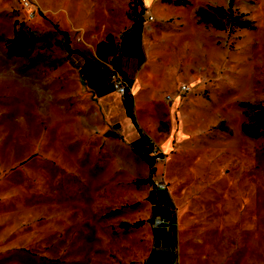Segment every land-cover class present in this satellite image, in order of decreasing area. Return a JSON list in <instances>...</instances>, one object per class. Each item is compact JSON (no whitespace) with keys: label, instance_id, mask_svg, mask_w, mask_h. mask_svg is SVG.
Segmentation results:
<instances>
[{"label":"rangeland","instance_id":"obj_1","mask_svg":"<svg viewBox=\"0 0 264 264\" xmlns=\"http://www.w3.org/2000/svg\"><path fill=\"white\" fill-rule=\"evenodd\" d=\"M26 1L0 0V264H153L159 200L176 224L158 228L167 264H264V0ZM129 18L155 60L175 49L184 72L191 52L198 73L171 149L148 138L147 183L63 46L91 49Z\"/></svg>","mask_w":264,"mask_h":264},{"label":"crops","instance_id":"obj_2","mask_svg":"<svg viewBox=\"0 0 264 264\" xmlns=\"http://www.w3.org/2000/svg\"><path fill=\"white\" fill-rule=\"evenodd\" d=\"M129 2L130 0H125L123 3ZM123 8L124 5L120 7ZM109 10L111 11V8ZM113 25H125V28L119 35L117 28H111L107 34L93 41L91 49L84 51L76 46L69 48L67 62L81 77L85 87L93 93L99 104V117L111 122V133L126 138L132 152L138 156L145 168L147 178L148 167L137 154L145 147L142 137L147 140L150 138L162 153L171 149V139L180 135L175 118L183 116L179 90L183 82L187 87L195 84L198 76L197 66L192 65L190 52L186 56V71L183 72L181 55L175 49L159 48L155 60V56L148 53L146 47L144 21L138 18L120 19L114 21ZM119 42L124 46L129 44L127 55L118 53ZM113 71H119L131 80L127 94L132 99V118L125 113L124 97L116 94L109 82ZM156 203L155 201L150 204L147 224H150L153 217L164 212L162 205ZM151 232L153 239L147 252L146 263L153 261V264H167V238L164 233L161 234V229L151 228ZM155 240L159 242L157 246H153ZM160 253L162 256L154 258Z\"/></svg>","mask_w":264,"mask_h":264},{"label":"built area","instance_id":"obj_3","mask_svg":"<svg viewBox=\"0 0 264 264\" xmlns=\"http://www.w3.org/2000/svg\"><path fill=\"white\" fill-rule=\"evenodd\" d=\"M23 5L28 6V2L26 0H23ZM109 82L112 86L113 91L118 95L123 96L124 93L129 89L127 83L122 79V77L116 71H113L110 74ZM180 89L185 90V87H181ZM150 152H153L152 155L153 159L160 160L158 156H155L156 154H154L153 148L150 150ZM152 184L154 189L158 193H162L165 190V185L159 181H154L152 182ZM162 206L165 212L162 215H158L152 218L151 227L152 229L163 228L168 235H171L172 230L175 229L176 226L173 209L169 208L167 205L164 204Z\"/></svg>","mask_w":264,"mask_h":264},{"label":"trees","instance_id":"obj_4","mask_svg":"<svg viewBox=\"0 0 264 264\" xmlns=\"http://www.w3.org/2000/svg\"><path fill=\"white\" fill-rule=\"evenodd\" d=\"M232 0H229V5L231 4ZM63 37H64V41H63V46L65 48L66 53H69L70 50L67 46L68 44V40H67V36L65 33H62ZM117 73L122 77V79L127 83L128 87L130 86L131 80L127 77H125L122 73H120L119 71H117ZM128 91H126L123 95L124 100L126 102V107H125V113L129 118H132L131 115V105H132V99L131 96L127 94ZM142 140L144 142L145 148L141 151V152H137V154L139 155V157L146 163L147 167H148V177L145 180H142L143 183H147L148 181L151 180L154 172H155V167H154V159L152 156H149V152L152 149V145L148 142L147 139H145L144 137H142ZM161 199V197H160ZM157 204L162 205L163 201L159 200L157 202Z\"/></svg>","mask_w":264,"mask_h":264},{"label":"water","instance_id":"obj_5","mask_svg":"<svg viewBox=\"0 0 264 264\" xmlns=\"http://www.w3.org/2000/svg\"><path fill=\"white\" fill-rule=\"evenodd\" d=\"M115 128H117V126H115ZM159 244V242L157 241V240H155L154 242H153V246H157Z\"/></svg>","mask_w":264,"mask_h":264}]
</instances>
